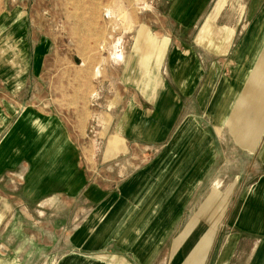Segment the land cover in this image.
<instances>
[{
	"label": "crops",
	"instance_id": "0c3cea01",
	"mask_svg": "<svg viewBox=\"0 0 264 264\" xmlns=\"http://www.w3.org/2000/svg\"><path fill=\"white\" fill-rule=\"evenodd\" d=\"M153 1L169 9L168 16L176 26L189 31L199 25L203 10L215 0ZM133 2L80 0L64 23L70 45L58 41L51 31L31 32L28 23L36 20L35 15L31 20L12 19L10 35H2L6 47L0 49V57L9 51L12 59L5 63L10 68L0 72L11 69L16 90L22 86L23 72L28 80L47 74L50 79L51 69L61 73V65L70 56L90 57L89 64H80L98 79L91 80L89 96L102 95L100 88L106 85L108 98L106 110L94 113L98 140L78 145L80 163L84 157L86 166L97 174L106 161L131 159L137 150L156 152L149 163L136 167L116 184L109 181V187H102L95 178L86 183L79 197L91 212L75 226L65 245L73 250L55 264H264V111L260 107L264 104V54L261 85L250 67L244 80L234 83L235 92L243 94L255 111L207 112L216 86L231 81L223 83L220 65L206 57L226 55L230 50L227 39L233 41L237 29L212 31L209 18L202 21V35L196 34L190 42L185 37H169L140 18L128 16L118 21L120 15L112 9L138 7L146 0ZM61 3L65 8V2ZM260 4L250 1L254 13ZM104 7H108L105 22L88 21L82 10H95L94 20L98 21V9ZM217 16L212 17L213 23ZM258 24H253L250 30L255 31L245 43L250 59L257 55L263 35L264 26ZM35 36L39 39L34 41ZM219 39L225 47H217ZM50 57H54L53 63ZM7 78L1 74L0 82L4 84ZM248 78L252 79L250 88L258 83L262 90L245 89ZM55 86L50 81V88ZM20 106L15 95H0V145L13 133ZM206 117L218 119V127L204 124ZM243 157L249 159V165L244 166ZM126 163L134 165L130 160ZM30 167L26 165L27 172L32 171ZM259 167L262 172L253 177ZM131 215L134 223L127 220ZM118 229L124 234L114 238L113 231Z\"/></svg>",
	"mask_w": 264,
	"mask_h": 264
},
{
	"label": "rangeland",
	"instance_id": "374dc122",
	"mask_svg": "<svg viewBox=\"0 0 264 264\" xmlns=\"http://www.w3.org/2000/svg\"><path fill=\"white\" fill-rule=\"evenodd\" d=\"M63 1L65 8L63 5L60 6L61 0H0V49L6 47L4 45L6 41L3 40L2 35L5 37L10 35L11 20L16 17H27L31 20L34 15L36 20L28 23L31 32L36 30L38 33H43V31L50 33L51 31L58 41H65L70 45L64 23L70 11H76L74 5L79 7L80 0ZM130 1L135 2V0ZM250 1L227 0L225 3L226 1L215 0L209 8L203 10L201 17L204 18V22L210 18L212 31L216 29L219 33L224 30L223 28L235 27L237 29L236 38L233 41L227 39L226 47H230V50L226 55L206 57L207 61L220 65L219 79L223 83L225 79L231 81L227 86L226 84H223L221 88L219 85L216 86L210 103L207 105V112L221 115L230 110L255 111L253 104L246 98L243 99L244 96L243 94L240 96L239 91L234 90V83L244 80L243 76H246L245 71L249 67L252 68V74L256 71L253 78L260 85L261 74H263L260 73L262 63L260 60L264 54V30L256 53L259 55L257 61V55L251 59L248 57L249 46L247 47L245 43L255 31V28L252 31L250 29L254 23L255 27L257 26V19L260 26H264V18H262L264 0H259L261 4L255 13L254 8L250 6ZM107 9L108 7L98 9V21L94 20L97 16L95 10L84 8L82 10L88 21L92 20L97 23L105 22ZM112 10L120 15L117 17L120 18L118 21H125L128 16L140 18L152 24V28L159 34L164 33L169 37L172 35L173 38L175 36L185 37L189 42L192 38L196 39V34L201 33L202 35L205 27V24L202 25V20L195 29L183 30L181 26H176L168 16L169 9L153 0H146L138 7L126 9L117 7ZM214 16L219 18L213 23L212 17ZM33 23H36L37 27ZM133 33L131 32V35ZM200 36L198 38L201 39ZM37 39L39 37L35 36L34 41ZM217 43H219L217 47H225L224 40L219 39ZM8 52L2 55L3 58L0 57V70L6 71L9 67L5 64L7 60L12 59L11 52ZM89 60V56H70L69 61L61 65L63 70L61 73L57 69H51L50 79L47 74L45 78L42 75H36L34 79L28 80V76L23 72L20 78L22 86L18 90L14 89L11 84L13 81L10 77L11 69L7 72H0V76L2 74L8 77L3 80L4 84L0 82V95L3 97L12 95V98L15 95L21 104L18 119L14 121L13 133L7 138L6 144L0 145L2 146L0 148V171L3 170L0 174V244L4 246L0 249L2 251L0 264H44L46 261L55 264L60 256L73 250L65 248V245L72 238L75 226H79L85 219H88L91 212L84 198L79 197L86 183L95 178L100 186L109 187V181H114L116 184L136 167L149 163L148 161L156 154L150 149L148 151L137 150L136 156L134 155L131 159L127 157L123 160L106 161L98 167L97 174L90 170V166H86L83 156V163H80L82 159L78 145H87L90 139L98 140L94 135L98 122L94 113L106 110L108 98L106 85L100 88L102 95L95 94V98L89 96L88 87L91 80L93 78L98 80L93 76V72L86 69V65L90 63ZM50 62H54V57L52 59L50 57ZM82 62L86 64L83 67L80 66ZM38 67L36 65V71L40 72L41 68ZM7 81L9 83H6ZM50 81L51 84H56L55 88H50ZM248 81L245 89L249 87L248 89H252V92L262 90L258 87V83H254L250 88L252 79L248 78ZM246 93L251 95L250 90ZM250 95L248 99H251ZM6 100L11 99L6 98ZM234 100H237L235 104H233ZM260 107L264 111L263 103H260ZM195 113L201 115L202 111ZM203 120L207 126L216 125L218 127L220 122L218 119L208 120L207 117ZM202 123L201 120L200 124ZM228 139L231 138L228 137ZM128 160L134 165L128 166L126 163ZM243 160L244 166L250 164L247 162L248 158L243 157ZM27 164L33 166L31 172H27ZM254 166L255 163H253ZM261 172L262 169L259 167L254 170L252 176L256 177ZM134 218L131 215L127 220L133 221ZM123 234L124 231L118 229L113 231L112 235L118 238ZM76 250L81 254H91L82 252L80 249Z\"/></svg>",
	"mask_w": 264,
	"mask_h": 264
}]
</instances>
